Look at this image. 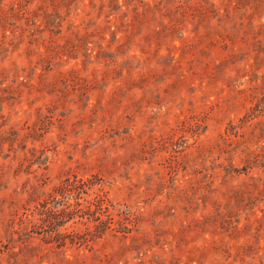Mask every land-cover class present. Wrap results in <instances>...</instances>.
I'll return each instance as SVG.
<instances>
[{
    "label": "rangeland",
    "instance_id": "1",
    "mask_svg": "<svg viewBox=\"0 0 264 264\" xmlns=\"http://www.w3.org/2000/svg\"><path fill=\"white\" fill-rule=\"evenodd\" d=\"M0 264H264V0H0Z\"/></svg>",
    "mask_w": 264,
    "mask_h": 264
},
{
    "label": "trees",
    "instance_id": "2",
    "mask_svg": "<svg viewBox=\"0 0 264 264\" xmlns=\"http://www.w3.org/2000/svg\"><path fill=\"white\" fill-rule=\"evenodd\" d=\"M81 184V183H80ZM60 190H61V192L62 193H65V190H64V186H60V188H59ZM63 198H65L66 196H62ZM99 200H102V199H99ZM75 204L76 205H78L79 204V202L78 201H76L75 202ZM69 205L67 204V205H65V207H63V206H61L60 207V209H58L57 211H55V212H49L48 210L46 211V209L45 210H40V212H38L40 215L41 214H45V216L46 217H48V218H55V219H59V220H57V221H60V219H62V217L64 216V215H69V214H71V213H73L74 212V210L72 209V211H71V209H70V211L69 210H66V208L68 207ZM89 208V207H88ZM44 211V212H43ZM43 221L45 220V219H42ZM82 239H85V237H82Z\"/></svg>",
    "mask_w": 264,
    "mask_h": 264
}]
</instances>
